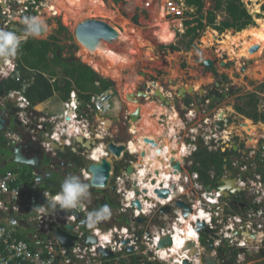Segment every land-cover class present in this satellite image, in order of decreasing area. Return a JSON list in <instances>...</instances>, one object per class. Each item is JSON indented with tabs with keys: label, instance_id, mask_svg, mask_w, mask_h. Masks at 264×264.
<instances>
[{
	"label": "built area",
	"instance_id": "2783aa9c",
	"mask_svg": "<svg viewBox=\"0 0 264 264\" xmlns=\"http://www.w3.org/2000/svg\"><path fill=\"white\" fill-rule=\"evenodd\" d=\"M160 1L142 0V3L146 7L154 3L157 9H163V20L168 29L176 31L175 36L177 32L183 34L185 21L192 19L184 1L167 0L162 8ZM31 4H35L34 0H0L2 14L10 19L39 14V6L32 7ZM10 25V20L3 24L4 27ZM223 90L224 98H229V86ZM117 93L116 88L109 89L91 94L90 99L84 101L72 90L62 102L61 113L50 117L37 116L24 96L12 91L8 93L20 126L25 131L30 129V135L37 132L38 136L33 138L37 143L42 136L49 137V142H41L46 153L55 156L57 151L51 147L56 143L85 159L86 164L78 171L82 181L89 183L92 180V173L88 170L91 163H100L102 159L110 161L108 186L118 196L117 212L121 222L105 228L98 223L90 229L86 224L90 211L84 202L75 209H61L56 205V211L52 207L56 194L37 180V172H5L0 174V264H135L134 258L139 257L141 264L146 261L152 264H184L185 261L205 264L207 254L214 258L215 264H260L252 257L264 256V170H260V167L264 169V158L250 163L236 161L230 163L231 169L226 163L224 176L218 183L223 179L232 181L233 187L226 184L224 190L230 193V190L240 188L250 199L237 212L217 184L208 187L200 173L193 170V166L198 165L192 156L200 144L201 148L212 153L225 149L229 139L228 114L221 110L215 112V103L209 98L184 106L186 111L177 112V124L174 127L167 124L166 136L178 146L176 151L169 152L154 147V143L160 144L158 134L155 140L146 136L142 142L135 140L136 133L130 120L133 112L123 111L121 102L119 110L123 112V122L130 124V139L115 141L114 134L119 133V128L114 129L115 133L112 127H107V132L102 130V123L107 120L104 118L113 111ZM176 99L180 100L177 96ZM144 101L152 100L147 97ZM91 112L95 113L94 117ZM260 112L264 113L263 110ZM156 124L164 129L166 123L163 118H158ZM1 139L3 136H0V143ZM6 139L9 145L18 140L13 136H6ZM147 140H152L153 144ZM87 142H93L90 149L83 145ZM110 142L124 147L119 157L108 151ZM132 143H140V147L132 151ZM142 143L155 149V159L165 151L164 164H158V167L154 163L147 164L142 156L146 153ZM176 162L180 165L179 170L175 168ZM129 167L133 169L131 174L126 172ZM258 168L260 172L245 179L239 173L235 178H229L227 174L229 169H239L243 173ZM213 179L214 173L211 172L208 181ZM157 191H167L168 194L162 197ZM178 203L189 207L191 212L186 217L185 210ZM39 206H44L45 210H34ZM162 208L168 210L162 213ZM198 222L204 223L207 229L198 232ZM57 233L69 237L70 244L64 245L57 239ZM188 233L192 237L186 236ZM104 236L108 238L104 239ZM166 236L171 238L172 246L159 248L161 239ZM90 237L96 242L88 243ZM175 239L179 242L176 249ZM190 242L193 245L187 246ZM100 250L111 253L112 257L105 256Z\"/></svg>",
	"mask_w": 264,
	"mask_h": 264
},
{
	"label": "rangeland",
	"instance_id": "374dc122",
	"mask_svg": "<svg viewBox=\"0 0 264 264\" xmlns=\"http://www.w3.org/2000/svg\"><path fill=\"white\" fill-rule=\"evenodd\" d=\"M76 1L79 2V0ZM132 1V3H134L133 7H131V0L124 1L125 4L122 7L124 13L123 15L120 10V3L113 4L111 0H91V6L95 8V12L96 9H100L101 6H105L107 8L105 13L111 19L96 16L95 12H92L89 18H87L83 12L79 15V10L72 6L70 0H52L51 2H47L45 3L43 10L38 15L44 19L47 26H52V29H55L53 35L59 37L61 45L64 47H68L71 44L76 45V49L73 52V56L76 60L90 66L92 69L94 67L91 66V64H95L99 61L105 62L110 67L112 72L109 76L98 74L101 77L110 79L114 82L116 91L118 92L116 96L114 95V101L121 102L128 111H131V107L129 106L131 101L126 100L125 97L127 94L133 92L136 84L143 82L144 79L142 78L141 73H146L148 77L153 75L156 77V81L161 84L163 89L169 90V86H171L169 83L170 81H176V83L179 84L181 79L184 78V75L186 76V80L195 78V70H197L198 67L193 62L194 59L200 61H213L214 63L212 68H214V72H216L217 76L212 74V77L210 75L212 77V85L215 78H218L216 81L223 83L222 77L226 76L229 84L227 85L226 83H223V86H229L230 89H234L233 94H231L229 98H223L215 103L214 110L215 112L221 110L222 113L228 114L229 118L227 124H229V129L227 132H231L232 130L230 127H234V133L240 136V140L244 139V137L248 135L247 131L244 130L245 132H243L242 128V124L246 119L236 114L233 107L235 104L240 103V96L252 93L264 84V49L258 56L257 53L259 51H257L254 56L247 55V58H238L237 54L234 57L233 53H231V47L234 49L233 52H239V46L231 45L230 47V45L226 44L223 36L236 34H233L232 31H226L221 35H214L212 39V35L210 34L212 30L207 28L202 33L201 38L196 41V50L190 52L181 50L179 53L173 54L175 51L169 50L167 47H169V45H177L178 47L183 48L181 33L177 32L175 36L176 31L172 29L170 32L173 33L170 35L169 39L163 43H159L155 37V32L159 29L157 26L158 24H165V28H168V24L164 23L163 20V17L165 16L163 9H157L154 3L146 7L143 5L142 0ZM160 2V8H162L164 1L161 0ZM57 3L61 6L59 7V15L57 14L55 15L57 17H52L51 13H56V11L52 9V6ZM244 3L247 10L253 17L255 25L252 27H258L256 20L264 19V12L261 10L264 5V0H244ZM209 7L210 1L205 0V11ZM86 13L88 14L87 11ZM102 13L105 14L103 11ZM135 16H138V18L134 23L132 18ZM223 18L224 15L221 14L218 17V21ZM91 19L103 20L109 23L113 28L115 27L118 32H122L123 38H126L127 40L124 39V42H114L113 44L101 41L94 50H88L86 47L77 42L75 38V28L78 23ZM57 23H61V25L67 29V32H57ZM47 35H49V33H47ZM47 35L36 38L39 40L45 39ZM171 39L173 40L170 43L165 44ZM184 40L186 41L187 39ZM64 55L67 57L70 55V52L67 51L66 48ZM107 56L108 58H105ZM186 64L192 71L185 70L187 68ZM199 68L206 69L203 64L200 65ZM243 68L246 70L243 71ZM249 72H251V76ZM207 76L208 72L204 78ZM252 81H254L253 85L250 83ZM178 86H173L174 90H176ZM209 86L210 85H208V87ZM263 95L264 93L260 94L259 110L264 111ZM174 98L173 100L176 101L174 106H178V100ZM155 115L152 118H155ZM251 124L254 125L252 121ZM255 126L257 127L256 132L253 135H250V138L253 140L258 139L259 134H264V124H255ZM123 128L125 131H123L122 140L126 141L129 138L127 132L130 128V124L125 123ZM157 128L159 127H154V129ZM138 139L139 138H137V140ZM250 141H248L247 146L252 144ZM96 156L97 155H94V157ZM112 199L115 198L112 197ZM26 231H30V229H27ZM254 259L260 264H264V256H254Z\"/></svg>",
	"mask_w": 264,
	"mask_h": 264
},
{
	"label": "trees",
	"instance_id": "16d2710c",
	"mask_svg": "<svg viewBox=\"0 0 264 264\" xmlns=\"http://www.w3.org/2000/svg\"><path fill=\"white\" fill-rule=\"evenodd\" d=\"M124 0H113L114 3L123 2ZM187 7H192L194 13L191 20L185 21V32L181 35L183 48L177 45H169V50L185 52L196 49V41L202 36V33L210 28L219 35L226 31L239 33L248 27L255 25L252 15L247 10L244 0H209L210 7L205 11V0H183ZM120 5L121 13L123 14ZM264 12V5L261 8ZM223 14L224 18L218 21V17ZM138 16L132 18L135 23ZM57 32H67V29L58 23ZM184 39H187L186 41ZM173 39L167 41L168 44ZM65 48L70 52L69 57L65 54ZM76 45L71 44L64 47L60 44L59 37L51 35L45 40H39L29 36L23 41L18 50V67L27 68L38 72L35 82L26 89V95L33 103L43 102L54 92H60L63 99H67L72 89H75L80 100L88 101L91 94H99L114 89L115 84L110 79L101 77L90 66H87L76 60L73 52ZM215 73V72H214ZM55 77V79H53ZM54 80L51 84L50 81ZM223 83L229 84L227 77H222ZM91 91V92H90ZM264 93V84L252 93H247L239 97L240 103L234 105L236 114L252 121L254 124H264V113L259 110L260 94ZM233 94V93H229ZM189 100H184L188 105ZM125 131L124 128L121 130ZM228 154L225 152H209L205 148H200L193 154L192 160L198 165L193 166L197 170L203 182L208 187H213L224 174V167L227 166ZM69 158L73 160L75 166L82 167L84 161L76 155L69 153ZM214 173V179L208 181L209 174ZM65 178L60 175L45 181L46 187L52 192H60L61 184ZM111 206H116L115 201L111 200ZM247 205V204H246ZM239 206V205H238ZM18 236V235H17Z\"/></svg>",
	"mask_w": 264,
	"mask_h": 264
},
{
	"label": "crops",
	"instance_id": "0c3cea01",
	"mask_svg": "<svg viewBox=\"0 0 264 264\" xmlns=\"http://www.w3.org/2000/svg\"><path fill=\"white\" fill-rule=\"evenodd\" d=\"M51 1L52 0H43V3H41L39 5L38 11L40 12L44 8L43 6L45 5V3L51 2ZM111 1H112L113 4H119V3H120L119 5H121L122 3L125 4V2H124L125 0L123 2H119V3H114L113 0H111ZM132 2L133 1L131 0V5H132L131 7H133V5H134V3H132ZM158 5H159V3H158ZM155 7L157 8L156 5H155ZM187 8L189 9L188 15H189L190 18H192L193 16H190V15H192L194 13V9L192 7H187ZM123 15H124V13H123ZM25 16L26 15H23L22 17H25ZM163 19H164V17H163ZM1 22H2V17L0 16V28L4 29L2 27V25H1ZM45 24H46V22H45ZM22 25H24V24H22L20 22V19L19 18H15V20L12 21L9 29L5 28V30L14 31L17 35H23L24 30L22 31L21 28H23L24 26H22ZM25 27L23 29H25ZM54 30L55 29H52V26H47V30H45L44 36L47 35V33H49V35H47L45 37V39H47L49 36L53 35ZM166 32H169V35L166 38V40H168L170 35L173 32H170V30L168 28H166ZM212 32H215V31L212 30ZM216 34L219 35L217 32H215L214 35H216ZM235 34H237V33H235ZM214 35L212 37H214ZM34 38H36V37H34ZM45 39H40V40H45ZM173 39H174V34H173ZM230 47H231V45H230ZM233 50L234 49L232 48L231 49V53H233V56L235 57L236 54H238V53H237V51L233 52ZM191 51H193V50H191ZM188 52H190V51H188ZM176 53H179V52H173V54H176ZM18 58H19L18 55H16L14 58L10 57L7 60L5 58H3V57H0V69H4L5 68L4 62H6V64H7L8 60H10V61L15 60V61L18 62ZM241 58H244V57H241ZM203 61H205V60H203ZM203 61H200V60H197V59L193 60V62L198 67L197 70H195L196 71L195 78H193L191 80H186V78H185L186 76L184 75V78L181 79V82L179 84L174 83L173 81H170L169 82L170 85L172 84V82H173V85L169 86V90L163 89L161 87V84H159V82L156 81V83L158 85L157 88L165 95L166 98H169V100H167L170 103V105H168L169 107L162 106L163 104L160 103L159 99H157V98H155L154 101H143V103L144 102L145 103L141 104V106H144V105H146L148 103V104L155 105L156 109H158V108L163 109L162 112H160V113L159 112H155L153 115H151V116H154L156 114L155 118H157V119L158 118H160V119L163 118V122L165 121V123H166L165 125L163 124L164 129L162 127H160L162 129V133L158 134L159 135L158 136V140L160 142H161V140L165 141V142L171 141L166 136V133H165L166 132V128H168V125H167V124H169L168 122L171 123V119H170L171 114L173 112L175 114H177V112H179V111L180 112L186 111L184 106H187V104L185 102L179 100V99H177L178 100L177 104H178L179 107L178 106H174L176 101L173 100V98L175 97L174 99H176V95L175 94H176L177 89H179L181 87H184L185 89H189V88L192 87L193 90L196 91V93H198L199 95H203L202 91L204 92V88L205 87L207 88L208 85H210V86L212 85V79H211L213 77L212 74L216 75V72L214 73V68H212V67L210 69H200L199 67H200V65L203 64ZM184 67H185V65H184ZM186 67L187 68L185 70L192 71L191 68H189L187 66V64H186ZM93 70H95L96 72H98V71L103 72L104 76H109L111 74V72H112L110 67L105 62H102V61L96 62V67H95V69L93 68ZM245 70H243V71H245ZM207 72H208V76L206 78H204L207 75ZM38 74L39 73L34 71V70H30V69H27V68L21 69L20 67H17V69L14 70V73H11V75H14L15 79L14 78H10L11 76L8 77V78H5V76L0 77V81L4 80L6 82V84L4 83L3 86L0 87V90L4 91L6 93V95L9 92L12 91V92H15L16 95L24 96V98H26L27 101L29 102V106H31L33 108V110H34V112L36 113L37 116L50 117V116L59 115L61 113V111H62L61 110L62 102L64 100H66V99H63V95L60 92H54L53 96H51L47 100H44L43 102H39V103H33L28 98V95H26V89H28V87H30L35 82V79H36ZM143 74L145 76L147 75L146 73H141V75H143ZM249 74L251 76V72H249ZM202 75H205V76H202ZM53 79H55V77ZM217 79L218 78H215L214 83H213L215 86H216V82H218V81H216ZM50 82L52 84L54 82V80H52ZM173 86H178L179 88L177 87L176 90H174ZM72 90L76 91L75 89H72ZM233 90L234 89H230V92L233 93ZM189 99H190L189 100V104H191L192 102H196V100H197V99H195L193 97H189ZM203 99H205V98H203ZM0 106L5 108V110H7V112L5 111V115H8L6 113H8L12 109L16 110V108L13 105L12 101H9V100H6V99H5V101L0 102ZM119 106H122V104L120 102L116 101L115 104H114V107H113V111L108 113L109 116L104 118V119H111V122H112L111 127H112V130H113V133H115V131H114L115 128L121 127V120L124 117L123 112H121L119 110ZM164 107H167V108H164ZM124 109L127 110L125 106L123 108V111H124ZM140 113H139V116L141 117ZM90 115H92L94 117L95 113L91 112ZM0 117L4 121L3 130H0V136H3V139H1V143H0V174H4L5 172H13V171L14 172L18 171V172H23V173L24 172L25 173H32L33 172L32 169H29V168L24 167V166H20V165H18L17 163H15L13 161V157L11 156V153H10V151H11L10 145L7 142L6 136H13V137H15V139H18V136H19L22 139L23 142L28 141L27 139H30V138L27 137L22 132V128H20L19 125H17V126L16 125H11V123H10L9 128H7L8 127V119L9 118H6V116H5V119H4L3 116H0ZM177 117H178V115H177ZM151 119H154V118H151ZM141 120H142V123H143L144 118L141 117L140 121L137 120L136 122L131 124V126L133 128L132 129L133 131H135V128L133 127V125L135 123H140ZM150 125H153V124L150 123ZM175 125L173 123H171V127H174ZM139 127L142 129L141 125ZM122 134H123V132H121V131H119V133H115L114 134L115 141H117V142L122 141V139H123L122 138ZM127 134L129 135V131L127 132ZM156 134L157 133H155V135ZM4 135H5V140H4ZM138 135L139 134L136 135L137 138H139ZM136 137H135V140H136ZM33 141H35V140H33ZM200 147H201V145H199V149H200ZM26 153L28 154L27 151H26ZM69 153H72V154L76 155V157L79 158V156L77 154H75L73 152V150H71V149H69L67 147H64V146H59L58 155H57L55 163H59L60 165H63V167H61L60 165L58 167H53L54 168V172L57 175H59V173L57 171L59 169H64V167H66L67 169L69 168V172L70 173H72L73 175L78 177V175H79L78 171H79L80 167L75 166L73 160L69 158ZM29 156L33 157L34 155H32V153H30ZM82 160L84 161L85 159H82ZM85 164H86V162L84 161V164L82 165V167H84ZM53 168H52V170H53ZM41 169L44 170V172H46V174L49 172V170H47L48 166L45 165V164H41ZM47 179L48 178H46V179L41 181L42 185L45 186V187H46L45 181ZM82 182H84V181H82ZM84 183H87V182H84ZM87 184H89V183H87ZM90 188H91V186H90ZM103 191H105V190H103ZM107 198L108 197H106L104 195V197L102 199V202H101L103 206L104 205H108L109 202L107 201ZM92 199L94 200V197ZM112 200L116 201L115 199H112ZM83 202L88 206L90 212L94 211V209L90 206L91 203L88 200L85 199ZM117 206H118V202L116 201L115 208L114 209L112 208L113 210H111L113 215H111L110 219L105 220L102 223L99 222V224L101 225L102 228L109 227V226L114 225V224H119L121 222L119 220V216H118V212H117Z\"/></svg>",
	"mask_w": 264,
	"mask_h": 264
},
{
	"label": "water",
	"instance_id": "95a60500",
	"mask_svg": "<svg viewBox=\"0 0 264 264\" xmlns=\"http://www.w3.org/2000/svg\"><path fill=\"white\" fill-rule=\"evenodd\" d=\"M45 34V30L41 31L40 36H44ZM119 32L113 28L109 23L103 21V20H97V19H91V20H86L83 22L78 23V25L75 28V38L77 40V42L81 45H83L84 47H86L88 50L92 51L94 50L97 45L101 42H107L110 44H113L114 42H117L118 39V35ZM258 50V46L255 45L253 47L250 48L249 53H254ZM203 66L206 69H209L213 66V62L211 60H205L203 61ZM242 70H245V68H243ZM142 77H145V75L143 74ZM5 83L4 80L0 81V87L3 86V84ZM251 84H254V81L251 82ZM149 87L146 85H137L135 86V91H133L132 93H129L126 95V100L128 101H133L135 103L138 104H142V101H144L147 97H149L150 100H154L155 98L159 99V102L162 103L164 106L169 107L168 105H170V103L167 101L165 95L159 91V90H155L154 96H149ZM187 95L193 96L194 95V90L193 88H189V89H185L184 87H181L178 89V92L176 94L177 98L180 99H186ZM210 96H217L215 92H211ZM5 101V92L0 90V102ZM5 111L7 112V110H5V108L0 106V116H3L5 119H8V127L11 125H20V122L16 119V117L14 116L16 111L14 109L10 110L8 113V115H5ZM139 113H140V109H136L133 113L130 114V120L131 122H136L139 119ZM3 124L4 121L1 119L0 117V130H3ZM112 122L110 119L104 120L102 123V130L104 132H107V127H111ZM219 126H222V124H219ZM6 131V130H5ZM29 131H31L30 129L25 131L24 129H22V132H26L24 134L27 135V137H29L30 139H27L28 141L26 142H21L18 146L14 147L11 149L10 153L11 156L13 157V161L15 163H17L20 166H24L27 167L29 169H32L34 171L37 172L38 177L37 180L42 181L46 178H51L54 176L55 172H54V168L53 167H58L60 164L59 163H55L56 158H54L53 156L49 157V155L44 151V149L42 148L41 142H49L50 139L49 137L46 136H42L40 138V141L37 143L36 141H33L35 139H33L34 137L38 136V133L35 132L34 134L30 135ZM35 131V130H34ZM40 133V131H38ZM107 140V138L105 139ZM146 142H151V144H153L152 141H146ZM54 145L51 147L54 151H58L59 150V146L56 143H53ZM84 147L86 149H90L91 145H93V142H87L83 144ZM201 145V144H200ZM29 150L35 151L36 154L33 157L29 156ZM124 147L123 146H115V144L113 142H110L108 144V151L113 153L116 157H119L121 155V153L123 152ZM26 151L28 152V154L26 153ZM39 153V155H38ZM47 154V155H46ZM142 156H145L144 153H142ZM47 159L46 163L48 166L49 172L46 174V172H44V170L41 169V164H46L45 160ZM61 167H63V165H60ZM53 168V170H52ZM175 168L176 169H180V165L178 162L175 163ZM40 170V171H39ZM88 170L90 173H92V180L89 182V185L93 188H105L107 186L108 180L110 178V171H111V163L110 161H108L107 159H102V161L100 163H91L88 167ZM260 170H263L262 168H260ZM133 171V169L131 167L127 168L126 172L128 174H131ZM63 174L65 177H71L74 176L72 173L69 172V168L67 169L66 167H64V171ZM236 175V171L232 172V176ZM154 184V182L152 183ZM228 184L229 186L233 187V182H227L225 179L221 180V185L219 188V191H222V195L224 197H228V192H226L224 189V185ZM159 193L160 196L164 197L168 194L167 191H157ZM42 203V201H41ZM137 206H140L138 202H136ZM178 206L182 207L185 211H184V216L186 217L191 211L189 209V207L183 203H178ZM168 209V208H167ZM166 208L161 209V212L164 213L166 210ZM58 210V209H56ZM103 221H101L100 223H102ZM197 227H198V232L202 231V230H206L207 227L205 226L204 223H197ZM56 237L63 241L64 245H66L67 243L70 244L69 242V237L65 236L63 233H57ZM88 243H94L96 242L94 240V238L90 237L88 238ZM172 242H171V238L166 236L163 237L159 243V248H164V247H169L171 246ZM191 243H188V246H191ZM105 256L108 257H112V254L107 252V251H102L100 250ZM184 264H187V262H185ZM205 264H215V260L214 258L210 255L207 254V256L205 257Z\"/></svg>",
	"mask_w": 264,
	"mask_h": 264
},
{
	"label": "flooded vegetation",
	"instance_id": "af4514ba",
	"mask_svg": "<svg viewBox=\"0 0 264 264\" xmlns=\"http://www.w3.org/2000/svg\"><path fill=\"white\" fill-rule=\"evenodd\" d=\"M34 16H39V15L36 13ZM34 16L32 15L31 17H34ZM51 16L57 17V16L53 15V13H51ZM23 18L24 17H22L20 19V22ZM22 26L25 27V25H22ZM23 28H21L22 31L24 30ZM7 29H9V28H7ZM105 58H108V56ZM142 78L144 79L143 83L136 84V86L137 85H140V86H142V85L148 86L149 85L148 86L149 90H150L149 96L153 97L155 90H159L157 88L158 86L156 83V77H154L153 75L151 77H148L146 75L145 77H142ZM173 82L176 83V81H173ZM173 82H172L171 86L173 85ZM224 87L225 86H223V83L216 82V86L213 84L210 87H207V88L205 87L204 92L202 91L203 95H199L198 93H196V91H194L193 96L187 95L186 99H184V100L189 99V97H193L197 100H201L203 98H209L213 103H216L219 100L224 98V95H225V91L223 90ZM217 88H218V90H217ZM134 90H135V88H134ZM177 92H178V89L176 91V94H177ZM211 92H215L217 96H210ZM180 100L184 102L183 99H180ZM138 107L141 108V113H140L141 117H142V115H145L148 117V115L152 114V112L154 110H155L154 112H159V113L162 112V110H163V109L158 110V109H156V107H149L147 104L144 106L140 105ZM143 109H145L146 112H144ZM152 121L156 122L155 118ZM124 124L125 123L123 121H121V127H118L119 131L122 130ZM257 125H259V124H257ZM242 126H243L242 128H244L247 131L248 135L246 137H244V139L240 140L239 139L240 136L234 133V127H231L232 131L228 133V135H229V139L227 141L228 144L225 145V149L222 151V152H225L228 154L227 163H228V165H230V169L233 167L232 164H230V163H233L236 161H238V163H241V162L250 163L251 161L258 162L257 160L261 159V157L264 158V134H262V133L259 134L258 139L253 140L250 138V135H253L256 132L257 127L255 126V124L254 125L251 124V121L247 119V120H245V122H243ZM243 132H245V131L243 130ZM129 139H130V137L127 140H129ZM248 141H250L252 143V144H250V146L249 145L247 146ZM145 147H146V145H145ZM29 153H32V155L36 154V152L32 151V150H29ZM38 155H39V153H38ZM51 156L52 155H49V157H51ZM54 158H57V157L55 156ZM46 161H47V159L45 160V163H46ZM45 165H47V163ZM230 169L228 170L229 173H227L229 178H230V176H231V178H235L237 176V174L239 173L240 175H242L241 178L245 179L247 177H250L254 173L260 172L259 168L257 170L248 169L246 172H243V173L239 172V169H233V170H230ZM263 170H261V171H263ZM63 171H64V169H59L57 172L59 173L60 176H62L64 178L65 176L63 174ZM233 171H236L235 176H232ZM54 175H57V174L55 173ZM223 176H224V174H223ZM103 190H105V191H103ZM89 192H90V195L86 200H88L91 203L90 206L94 210H98L99 208H101L103 206L101 202H102L104 195L106 197H108L107 201H111L112 196H113L115 198V200L118 202V206H119L118 196L114 192V189H112L108 186V183H107V186L105 188H93V187H91V188H89ZM93 197H94V200L92 199ZM228 197L230 200L231 207H233V209L236 212L240 211L241 208H244V206H246L247 202L250 200L247 197L246 193L243 190H240V188L236 189V190H230ZM116 201H115V205H116ZM108 206L110 207V210H113L115 208V206H111L110 202L108 203ZM254 256H260V255H254ZM254 256L252 258H254ZM139 259H140V257L138 259L134 258V263L135 264H141L139 262ZM144 264H152V263L146 261Z\"/></svg>",
	"mask_w": 264,
	"mask_h": 264
},
{
	"label": "bare ground",
	"instance_id": "6f19581e",
	"mask_svg": "<svg viewBox=\"0 0 264 264\" xmlns=\"http://www.w3.org/2000/svg\"><path fill=\"white\" fill-rule=\"evenodd\" d=\"M70 1H71L72 6L74 8H77L79 10L78 11L79 15H81L82 12H83L87 16V18H89L90 15H91V13L92 12H95L94 11L95 8L91 6L92 5L91 0L90 1L89 0H79V2H77L76 0H70ZM163 1H167V0H163ZM59 7H61V6L58 3L55 4L54 6H52V9H54L56 11V13H53L54 15H57L58 14ZM106 10H107V8L105 6H101L100 9H96V12H95L96 13V16L110 18L105 13ZM86 11L88 12V14L86 13ZM102 11L105 14H103ZM256 21L258 23V27H256V28L249 27V28L244 29L241 32L237 33L236 35H226V36H223L224 37V40H225V42H226L227 45H232V46L238 45L239 46V48H238L239 49V52H237L239 54V55L237 54L238 58H240V57H244V58L246 57L247 58V55L248 56H254V54H256V52L259 51L257 53V56H258L262 52V50L264 49V19H262V20L259 19V20H256ZM158 27H159V30L155 32V37H156V40L159 43H163L166 40L167 36L169 35V32H166L165 24H163V25L158 24ZM126 31H127V29H126ZM125 33H127V32H125ZM214 33L215 32H211L210 34L213 36ZM118 35H119L118 36V39H117L118 42H124V39L127 40L126 38H123L122 32H119ZM212 36H211V38H213ZM255 45L258 46V50L256 52H254L253 54L252 53H249L250 48L253 47V46H255ZM228 53H230V52H228ZM91 66H93L94 69H95L96 63L95 64L92 63ZM97 73H99V74H101V75L104 76L103 72L98 71ZM256 78H257V75H256ZM130 92H131V90H130ZM147 105L149 107H155V105H152V104H148L147 103ZM129 106L131 107V111L132 112H134L137 108L140 109V112H141V108L138 107V106H140V104L131 101V103H129ZM158 110H162V109L161 108H158ZM143 111L146 112L145 109H143ZM154 111L152 112V114L148 115V117L145 116V115H142V117L144 118L143 123H142V120H141L140 123H136L135 124L136 126L133 125L134 128L136 127L134 133H136V135L137 134H140V136L138 135V137H139L138 141L139 142H142V139L145 136L155 140L156 139L155 138V133H157V134H161L162 133V129L156 124V122L150 120V118H149V117H153L151 115H153L155 113ZM177 115L178 114H175L173 112L171 114V116H170L171 123H173L174 125L177 124V120H176ZM155 120H157V119L155 118ZM150 123H152L153 125H150ZM168 123H169V125L171 124L170 122H168ZM140 125H141L142 129L139 127ZM154 127H159V128L154 129ZM173 130H175V129H172V131ZM136 140H137V137H136ZM150 141H152V140H150ZM21 142H22V139L20 137H18L17 142L15 144H13V145H10V149L18 146ZM172 142L173 141H167V142H165V141H162L161 140L160 144L154 143L155 144L154 147H162L163 149H166V150H168L170 152L171 151L173 152V151H176V149H177L178 146H177L176 143H172ZM142 145L145 146L146 144H143L142 143ZM138 147H140V143H135V144L132 143L131 144L132 151L135 150V149H137ZM144 149H146V153H145V156H144V161L147 164L148 163H154L155 164V167H158L159 166L158 164H161V165L164 164L163 163L164 162L163 161V158H164L165 151H162L161 152L160 158L155 159L156 156H155V154H153L155 152V149L149 148V146H147V145H146V147ZM98 153H101V151H99ZM175 154H176V152H175ZM138 162L141 163V161H138ZM157 162H159V163H157ZM142 163H143V161H142ZM143 173L144 172H142V174ZM144 190H145V188H144ZM69 228L71 229L72 226H69ZM186 236L192 237V234L188 233V234H186ZM175 245L176 246H175L174 249H176V247L179 245V242H178L177 239H175ZM171 246H172V244H171Z\"/></svg>",
	"mask_w": 264,
	"mask_h": 264
},
{
	"label": "clouds",
	"instance_id": "9594fccd",
	"mask_svg": "<svg viewBox=\"0 0 264 264\" xmlns=\"http://www.w3.org/2000/svg\"><path fill=\"white\" fill-rule=\"evenodd\" d=\"M34 2H35L34 5L31 4L32 7H35L36 5L39 6L41 3H43V0H34ZM0 16L2 17L1 25L4 28V29L0 28V57L5 58L6 60L10 57L14 58L16 56L17 50H18L20 44L23 41H25L29 36L39 37L42 30H47V25L45 24L44 19H42L41 17H39V16H34V17L25 16L21 20V23L26 26L24 29L23 35H17L14 31L5 30V28H9L10 26H8V27L3 26L4 22H6L7 20H10V24H11L12 21L15 20V18L10 19L9 17H5L4 14H2V8L1 7H0ZM16 18L21 19L22 16L16 17ZM4 64H5V68L0 69V72H1L0 77L5 76V78H8L11 76L10 78L15 79L14 75H11V73H14V70L17 69L18 62L15 60H13V61L8 60L7 64H6V62H4ZM5 84H6V82H5ZM7 95L5 93V99L6 100H8ZM152 101H154V100H152ZM164 108H167V107H164ZM14 116L16 117V113ZM16 119H17V117H16ZM21 128L24 129L23 127H21ZM24 133H26V132H24ZM57 155H58V151H57L55 156L57 157ZM79 158L83 159L80 156H79ZM33 172H36V171L33 170ZM64 178L65 179H64L63 183L61 184L60 192H57V193L52 192V193L56 194L55 197H53L52 207L55 208L56 205H59L61 209H75L78 206H83V201L85 199H87L90 195V192H89L90 185L82 182L81 179L75 175L71 176V177H64ZM217 185H218V187H220L221 183L217 182ZM143 191L146 192V189L145 190L143 189ZM47 195L48 194L45 193V196H47ZM55 209H57V208H55ZM34 210L39 211V212H43L45 209H44V206H39V207L35 208ZM66 212L67 211H65L64 213H66ZM111 215H112V213H111L110 207L108 205H104L101 208H99L98 210H94L92 212H89L87 215V220H86L87 227H89L90 229L95 228V226L99 222L110 219ZM103 238L107 239L108 237L104 236ZM191 244L193 245V243H191ZM259 257H262V256L260 255ZM185 262H187V261H185ZM187 264H188V262H187Z\"/></svg>",
	"mask_w": 264,
	"mask_h": 264
}]
</instances>
